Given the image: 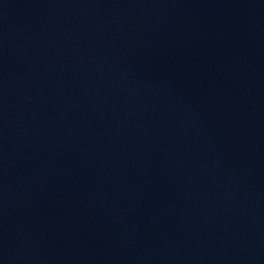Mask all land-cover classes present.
<instances>
[{"label": "water", "instance_id": "1", "mask_svg": "<svg viewBox=\"0 0 264 264\" xmlns=\"http://www.w3.org/2000/svg\"><path fill=\"white\" fill-rule=\"evenodd\" d=\"M0 264H264V0H0Z\"/></svg>", "mask_w": 264, "mask_h": 264}]
</instances>
